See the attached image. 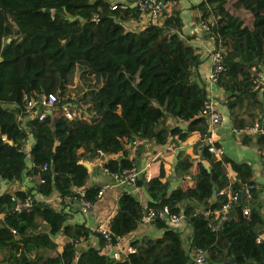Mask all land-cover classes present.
Masks as SVG:
<instances>
[{"label": "trees", "instance_id": "obj_1", "mask_svg": "<svg viewBox=\"0 0 264 264\" xmlns=\"http://www.w3.org/2000/svg\"><path fill=\"white\" fill-rule=\"evenodd\" d=\"M112 1L0 0V182L34 177L28 191L0 194V264H193L197 247L208 252L207 264H264L263 190H255L251 202L243 201L215 228L216 210L228 198L219 194L222 189L231 186L236 192L246 183H264L251 163L215 156L203 143L210 126L201 110L210 90L208 77L200 78L201 51L190 43L196 35L183 34L182 4L160 0L168 5L159 22L148 24L138 0L119 2L117 9ZM192 7L200 11L198 23H210L206 35L225 54L226 70L216 84L225 98L214 100L234 129L250 131L264 115V88L261 92L254 81V68L264 64V0H201ZM127 22L146 27L128 30ZM42 94L57 98L43 121L41 112L30 117L24 103L25 95L34 101ZM189 136H197L195 150L204 158L178 152L175 168L178 174L193 171V185L170 191L163 182L164 162L150 180L143 173L137 180L147 187L149 206L169 205L184 215L191 228L188 249L181 230L157 219L153 223L161 234L130 238L135 252L117 260L104 251L103 238L92 226L72 221L81 211L72 210L67 199L80 196L81 189L96 202L102 188L90 184L94 171L83 162L106 156L104 174L105 168H138L132 155L137 140L161 148ZM256 139L263 153L264 133ZM57 192L63 197L60 209L42 198ZM14 196H31V208L17 212ZM117 205L113 232L125 238L142 226L146 208L129 191L121 192ZM15 221L27 226L22 239L11 230ZM93 236L99 247L89 243Z\"/></svg>", "mask_w": 264, "mask_h": 264}, {"label": "built area", "instance_id": "obj_2", "mask_svg": "<svg viewBox=\"0 0 264 264\" xmlns=\"http://www.w3.org/2000/svg\"><path fill=\"white\" fill-rule=\"evenodd\" d=\"M119 2L112 3V9H117ZM167 3L165 1L160 0H138L137 6L141 9L142 19L149 23H157L159 22L165 8L167 7ZM127 5L124 4L123 7ZM199 28L203 32L209 31L211 29L210 23L206 21H200ZM226 70L225 65V54L221 49H212L211 50V68L208 74V88L210 90L209 99L205 102L203 109L201 110V115L205 116L209 122V131L206 133L204 142L206 146H208V150L211 154L215 156H222L223 151L222 148L219 147L217 143V126L224 120L226 114L221 111L211 93V89L216 86V84L221 79L223 73ZM255 72V83L258 88L261 89V92L264 88V64H261L254 68ZM57 102V98L54 94H42V96L38 100L30 101V99L25 95L24 103L27 112L30 117H34L37 113H40L39 119L43 121L47 112L45 110H51V112L55 108V104ZM38 108L39 111L35 114V109ZM68 118H72V113L68 110L67 106L64 107ZM44 110V111H43ZM264 121L260 120L255 124L252 128V131L257 134L259 132L264 133ZM235 132L239 133L240 130L235 129ZM168 150L174 149L172 145L167 146ZM30 150V149H29ZM260 163L262 167V172L264 174V152L260 156ZM47 164H45L44 169H46ZM104 172L107 176L111 178L110 181L103 184L102 188L99 190L97 197L99 199H103L108 192H113L118 189L120 186L124 191H129L132 193H137V180L141 175V172L136 167L132 168H123L121 170H110L109 168H105ZM33 176L29 177V180H33ZM151 179V175L149 178ZM42 183L45 182V179L41 178ZM80 196L74 195L71 198L67 199L68 205L72 210H79L82 213L93 212L95 208L98 206L99 209H103L104 205L101 202H93L84 197L83 190L77 189ZM255 190H264L263 184L260 183H246L241 185V187L233 192L232 190L222 189L219 194L227 195V201H225L222 206L216 210V215L218 216L217 223L215 228H220L224 221L229 220L230 214L234 212V209L237 206H240L244 201L245 204L249 203L254 198ZM261 194H264L262 191ZM260 194V195H261ZM264 197V196H263ZM44 201L51 204L56 209H60L63 201V197L57 192L52 195H46L42 197ZM12 200L15 203V209L17 212H22L25 209H30L33 203V198L31 196H27L23 199L18 198L17 196L12 197ZM244 214L250 213L249 206H245L243 208ZM102 216L101 222H98V225L94 230H96L103 238V248L104 251L110 255H112L117 260H123L130 253L135 252V247L130 244V241L125 240L121 235H116L113 232V223L112 220L107 217V214L104 213ZM184 215L173 212L169 205L163 206H147L146 214L143 218L142 223H153L157 219L164 220L168 222L170 225L178 228L184 226L183 223ZM11 230L18 239H22L26 234L27 226L17 225L11 226ZM95 239L94 243L95 247L100 246V242L98 236H93L90 240ZM85 242L82 238L79 243ZM93 245V244H92ZM78 255V253H77ZM193 255V264H207L208 261V252L201 248H194L192 251Z\"/></svg>", "mask_w": 264, "mask_h": 264}, {"label": "crops", "instance_id": "obj_3", "mask_svg": "<svg viewBox=\"0 0 264 264\" xmlns=\"http://www.w3.org/2000/svg\"><path fill=\"white\" fill-rule=\"evenodd\" d=\"M115 1L126 3V2H123L125 0H113L112 2H115ZM178 1L182 4V7H183L182 15L184 17V22H185L184 28H183L184 36L193 35V34L196 35L195 37H193V39H190V43L193 44L195 47H198L199 50L201 51V55H202L201 57L203 59V62L200 67V78L201 80L204 81L207 79L209 70L211 68V50L214 49L215 47H214L212 40L207 37L206 32H203L199 28V23H198L199 19H197V17L200 16V11L192 7V6L199 4L201 0H178ZM124 25L126 26L128 30H137V31L146 27V23L144 24L142 22H140L139 24L135 22H127V23H124ZM211 93H212L213 98H215L216 100H218L217 98H220L221 100L224 101L225 97L223 96L222 91L219 90L217 86H214L211 89ZM222 111L224 114H226L227 117L216 128L217 141L221 145V148L223 151L222 155H226L238 161H244L245 157L248 158L250 156L252 161H248V160L246 161L251 163L254 160L255 163L254 164L251 163V165L255 171L256 178L258 179L259 182L264 181V174L262 172V167L260 163V156L262 152L259 146L257 145L256 134L252 131V128L250 131L242 130L239 133L235 132L231 117L227 114L225 108ZM244 138H248L249 141L245 143L243 140ZM191 140H192V144H195L197 142V136H193V139ZM32 143L33 141L30 139L26 141L25 150L29 151V149L32 146ZM203 143H204V139H203ZM139 144L143 145L142 151H140L138 148ZM203 145L204 144H202L198 148L200 153L203 150ZM162 148H164L165 150H163ZM156 149L159 150L157 153L155 151ZM167 151H169L167 149V145L161 148H158L152 142L137 140L136 146L132 148V155H136V158L138 160L136 163L138 165V170L141 173H143L144 176H146L147 181L150 180L148 179L149 175H151V178H152L153 175L158 174L159 168L161 167L162 162H164L163 164L166 166V177L164 178L163 182L168 181L169 183L168 186H169L170 191H173L175 189H181V186L183 185L184 180L186 178H189V176L191 175L178 174V172L176 171L175 166L177 164V154L179 152L177 148L171 150V152H175V155L173 154L168 155V153H166ZM191 151L192 149L190 148V151L188 152H191ZM105 157L106 156H104V158L100 162L99 161L95 162V163H100V166L95 165V163L92 164L90 162L93 165L92 171H94V174L92 175V178L90 180V184H93L95 181H99L96 183H100L101 185H103L104 183L111 180L109 176L102 173V169H101L102 163L104 161H107ZM194 157H197L198 159L203 160L202 156L198 157L197 153L194 154ZM173 175H177V178L171 177ZM30 176L31 175H28L26 176V178H29ZM190 179H192V177ZM33 185H34L33 181H26L25 179L23 181L2 180L0 182V186H1L0 194L3 193L4 190L7 188H9L8 189L9 191H5V192H13L17 189L28 191ZM117 188L118 189H116V191L108 192L107 195L105 196V201L107 202V204L108 202H113L114 200L118 202V198L121 192L124 190L120 186H118ZM228 188L231 190V186L227 187L226 189ZM136 190H137V193H134V194L137 196V198L142 202V204H147L150 201V196L147 192L146 185L144 186L137 185ZM33 192H35L37 197L40 196V194H38L35 189L33 190ZM260 200L262 201L264 205V197H260ZM103 214L104 212L101 213L99 210H94L93 212H89V213L77 212L76 214H74L75 216L73 217V220L78 217L79 219H76L75 222H78V221L86 222V223L89 222L90 226H92L94 229L97 227L98 222H99V220L97 219H100L102 217L101 215ZM3 218H4V214L0 213V219L3 220ZM94 222L96 223L95 225H93ZM153 229L160 232L158 235H160L161 232L163 231V230H160L154 223H142V226L137 231L132 232L127 237L125 236V240L130 241L131 240L130 237H132L134 233L136 235L137 234L141 235V232L147 231V230L149 231ZM182 230H184V232L182 233H186V235L190 237L191 228H190V225H188V223L184 224V226L181 228V231ZM138 235L136 236V238H140V236ZM95 242H96L95 239L89 241V243L93 245ZM83 245L87 246L88 244L86 242Z\"/></svg>", "mask_w": 264, "mask_h": 264}, {"label": "rangeland", "instance_id": "obj_4", "mask_svg": "<svg viewBox=\"0 0 264 264\" xmlns=\"http://www.w3.org/2000/svg\"><path fill=\"white\" fill-rule=\"evenodd\" d=\"M39 111V109L38 108H36L35 109V114L37 113ZM262 118H263V120H264V115L262 116ZM195 138V137H194ZM191 139H193V136H189V137H187V138H183L179 143L178 142H175V143H173V148L175 149V148H177V150L179 151V152H188V151H190V148L192 149V151L191 152H188V154L190 155V157H191V159H197V157H194V154L196 153V150H195V144H192V140ZM254 146V145H253ZM142 147H143V145L141 144H139V150L140 151H142L143 149H142ZM163 150H165L164 148H162ZM166 153H168V155H175V152H171V151H167ZM248 157V156H247ZM106 159H107V157H105ZM246 160H248V161H252L251 160V157L249 156L248 158H244V161H246ZM88 162H90V161H88ZM92 164H93V162H91ZM252 164H254L255 162H254V160H253V162H251ZM95 165H99L100 166V163H95ZM171 167V166H170ZM153 169H155V168H153ZM192 172L193 171H189V172H185V173H183V171H180V174H185V175H191L192 174ZM187 173H189V174H187ZM176 176V177H175ZM179 176V175H178ZM171 177H174V178H177V175H173V176H171ZM180 177V176H179ZM191 178V176H189V178H186L185 180H184V182H183V185L181 186V189H184V188H186V187H188V186H191V185H193V183H194V179H190ZM25 180L26 181H30L29 180V178H25ZM33 181V180H32ZM96 182H99V181H95L93 184H95ZM263 183H264V181H262ZM103 186V185H102ZM0 189H1V186H0ZM9 188H7V189H5L4 190V192L5 191H9L8 190ZM264 191V190H263ZM261 197H263L264 196V194H261L260 195ZM105 198V197H104ZM103 198V199H104ZM87 199V198H86ZM103 199H99L98 198V200L96 201V202H102V201H104ZM147 206H149V204L147 203V204H144V207L146 208ZM264 206V205H263ZM117 209V201L116 200H114L113 202H108V206L107 207H104L103 209H99V207L97 206L96 208H95V210H99L101 213H106L107 214V217L109 218V219H111L112 220V215H113V213L115 212V210ZM103 211V212H102ZM199 211H203V208L201 207V208H199ZM73 217H74V215H73ZM76 219H79L78 217L77 218H75L74 220H73V218H72V221H76ZM97 219V218H96ZM97 220H99V222H101V220H102V217L100 218V219H97ZM79 222V221H78ZM217 222V221H216ZM87 224L88 225H90L89 224V222H87ZM96 223L94 222L93 223V225H95ZM18 225V222L17 221H15V224L14 223H12V226H17ZM182 232H184V230H182ZM160 232L159 231H157V230H155V229H153V230H147V231H143V232H141V235H138V236H140V238L141 237H157V236H159L158 234H159ZM135 233L132 235V237H130V238H135L136 236H137ZM131 236V235H130ZM182 237H183V242H184V246H185V248L186 249H188L189 248V236H187L186 235V233H183L182 234ZM60 239H61V242L63 241V240H65V238L64 237H60Z\"/></svg>", "mask_w": 264, "mask_h": 264}, {"label": "water", "instance_id": "obj_5", "mask_svg": "<svg viewBox=\"0 0 264 264\" xmlns=\"http://www.w3.org/2000/svg\"><path fill=\"white\" fill-rule=\"evenodd\" d=\"M134 144V142H133V140L131 141V145H133ZM202 153V152H201ZM204 158V156H202V159ZM84 163V165L88 168V170L91 172L92 171V169H93V165L90 163V162H88V161H85V162H83ZM260 247L262 248V250H263V253H264V242L263 243H261L260 244Z\"/></svg>", "mask_w": 264, "mask_h": 264}]
</instances>
